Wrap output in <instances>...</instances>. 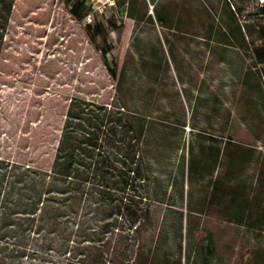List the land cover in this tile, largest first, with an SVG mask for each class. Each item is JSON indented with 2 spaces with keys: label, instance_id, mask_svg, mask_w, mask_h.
<instances>
[{
  "label": "rangeland",
  "instance_id": "rangeland-1",
  "mask_svg": "<svg viewBox=\"0 0 264 264\" xmlns=\"http://www.w3.org/2000/svg\"><path fill=\"white\" fill-rule=\"evenodd\" d=\"M128 4L89 24L64 0L15 2L0 60V160L50 170L75 98L123 114L136 133L111 145L106 180L84 182L71 203L53 196L54 228L17 240L26 219L12 211L0 264H136L139 246L148 264H253L257 249L264 264V33L248 30L264 28V1ZM130 136L143 143L142 173L140 160L121 162Z\"/></svg>",
  "mask_w": 264,
  "mask_h": 264
},
{
  "label": "trees",
  "instance_id": "trees-1",
  "mask_svg": "<svg viewBox=\"0 0 264 264\" xmlns=\"http://www.w3.org/2000/svg\"><path fill=\"white\" fill-rule=\"evenodd\" d=\"M64 1L72 18L83 23L89 14L87 1ZM15 2L16 0H0V60L4 52ZM238 9L240 10V8ZM234 11H237L236 8ZM136 19L140 21L142 17ZM157 23L165 26L167 23L166 16L158 13ZM88 28L90 27H86L89 36L102 34L99 26L96 27L95 32H91ZM248 30L249 32L258 30L259 36L264 33L262 27L252 26ZM111 51L112 47L109 45L104 44L99 48L103 62L109 66L112 80L118 85L121 72L119 67L109 60ZM260 61L264 65V59L261 58ZM119 115L116 118L115 111L109 109L108 106H100L78 98L72 99L50 170L36 169L31 171L27 168L22 171L20 165L11 161L0 160V235L8 230V226L13 221H11L13 218L12 211H17L19 208L22 209L26 222L14 224L17 240L25 239L28 227L37 228L40 234L46 232V226L54 228L56 226L52 222V216L55 212V208L52 207L54 195H63L66 198L64 199L71 203L82 194L84 182L89 179H107V174L110 173L108 170L115 169L117 165L114 154L116 150L111 145L116 139L124 137V133L126 135L136 133L133 130H127L131 125L130 119L121 113ZM119 129H123V131L121 132ZM128 139L126 149L120 154L121 162L128 166L131 161L140 160L137 165L139 173H142L146 161L143 143L134 136H130ZM124 175L125 179L127 174ZM27 195H31L32 200L25 204ZM13 197L17 200L15 204L10 203ZM134 215L138 217L137 212ZM37 217L38 226L35 224ZM147 220L148 215L145 216L143 223L136 226L137 232L142 229ZM260 221L264 222V215ZM251 255L253 264H259L260 259L259 257L257 259V256L262 255L261 250H253ZM147 261L144 248L139 246L136 264H148Z\"/></svg>",
  "mask_w": 264,
  "mask_h": 264
},
{
  "label": "built area",
  "instance_id": "built-area-1",
  "mask_svg": "<svg viewBox=\"0 0 264 264\" xmlns=\"http://www.w3.org/2000/svg\"><path fill=\"white\" fill-rule=\"evenodd\" d=\"M89 7V14L85 18V23H92L95 17L106 16L108 13L118 11L122 6H128L129 0H86ZM262 3L264 0H260ZM154 6H151L153 11ZM235 10V8L233 7ZM247 16L243 15L242 19L246 20Z\"/></svg>",
  "mask_w": 264,
  "mask_h": 264
},
{
  "label": "crops",
  "instance_id": "crops-1",
  "mask_svg": "<svg viewBox=\"0 0 264 264\" xmlns=\"http://www.w3.org/2000/svg\"><path fill=\"white\" fill-rule=\"evenodd\" d=\"M258 257H259V259H260V261H261V257H262V255L261 256H257V259H258ZM257 262H258V260H257ZM258 264V263H257ZM260 264V263H259Z\"/></svg>",
  "mask_w": 264,
  "mask_h": 264
}]
</instances>
